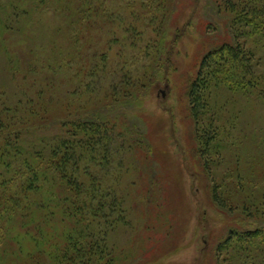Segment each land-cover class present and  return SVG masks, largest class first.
<instances>
[{
  "label": "rangeland",
  "instance_id": "1",
  "mask_svg": "<svg viewBox=\"0 0 264 264\" xmlns=\"http://www.w3.org/2000/svg\"><path fill=\"white\" fill-rule=\"evenodd\" d=\"M23 6L29 5L24 2L19 13ZM262 6L264 0H94L86 14L53 13L55 6L26 9L30 17H21L18 31H0V101L6 108L43 90L44 109L55 117L64 116V106L71 104L82 117L110 120L131 144L141 138L142 151L114 143L108 163L84 165L103 186L126 196V222L108 238L123 252L119 264H214L211 248L232 229L264 228V213L251 221L237 207L255 197L264 203V93L253 82L264 83V33L240 22L242 13L252 18L251 8ZM226 43L242 47L251 58L253 72L246 79L251 87H211L210 113L196 119L190 83L204 57ZM107 94L111 104L100 100ZM211 123L223 139L206 150L199 134ZM207 159L215 163L206 165ZM216 186L238 209L214 201ZM163 191L184 202L182 223L173 228L181 241L168 253H162L163 246L156 250L175 233L158 223ZM247 206L254 211L255 205ZM259 247L252 246L246 264H264V247ZM39 261L34 257L32 263Z\"/></svg>",
  "mask_w": 264,
  "mask_h": 264
},
{
  "label": "trees",
  "instance_id": "2",
  "mask_svg": "<svg viewBox=\"0 0 264 264\" xmlns=\"http://www.w3.org/2000/svg\"><path fill=\"white\" fill-rule=\"evenodd\" d=\"M9 1L7 5L6 0H0V23H3L0 31L4 29V33L18 31L21 17H30L29 9L45 11L55 6L53 13L65 9V14L73 11L86 14L92 12L94 5V0ZM24 2L28 3L29 6H23L28 10L19 13V6ZM7 7L11 8L12 14ZM251 11L252 18L250 12L242 13L240 22L264 33V6L260 11L255 8ZM249 58L242 47L228 43L204 57L188 91L196 119L200 115L204 119L210 113L208 94L211 87L225 85L232 89L230 86L235 85L237 90L251 87V80H246L253 72ZM253 82L254 87L264 93L263 82L255 79ZM43 96L42 90L35 98L20 101L12 109L3 105L4 100L0 101V264H119L123 252L110 246L108 238L126 222V196L119 193V188L103 186L99 176L84 165L98 161L99 167L100 161L105 159L108 163L110 146L117 147L114 143H119V149L128 151L138 145L142 151V140L138 138L137 145L131 144L126 133L123 130L117 132V126L110 120L82 117L78 112H72L71 104L64 106L67 109L64 116L55 117L52 110L44 109ZM110 96L104 95L100 100L111 104L108 102L113 100ZM55 101L49 103L56 104ZM210 130L205 129L199 134L206 150L211 145L216 149L223 139L213 123ZM33 137L40 138L38 142L29 143ZM86 152L90 154L88 157L84 156ZM205 162L206 165L215 163L208 159ZM150 181L148 178L146 183ZM219 190L216 186L213 195L219 206L231 211L239 207L251 221H260L252 217L264 213L262 200L251 198L250 204L235 207ZM158 197L162 218L158 223L167 225L164 228L167 233L175 232L173 228L182 223L178 217L183 209V197L164 191ZM247 205H255L254 211L251 212ZM117 210L120 215L115 217ZM238 229H232L216 248H211L214 264H246L252 246L264 247V228ZM169 237V241L158 244L156 250L163 246L162 253H168L178 248L181 241L178 233ZM34 257L40 261L32 263Z\"/></svg>",
  "mask_w": 264,
  "mask_h": 264
}]
</instances>
